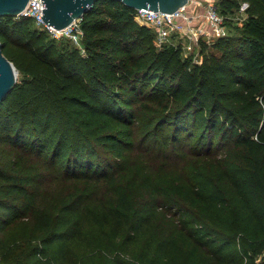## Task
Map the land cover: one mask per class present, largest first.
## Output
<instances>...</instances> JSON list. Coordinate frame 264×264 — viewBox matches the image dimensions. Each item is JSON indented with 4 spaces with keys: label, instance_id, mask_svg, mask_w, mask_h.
Listing matches in <instances>:
<instances>
[{
    "label": "trees",
    "instance_id": "16d2710c",
    "mask_svg": "<svg viewBox=\"0 0 264 264\" xmlns=\"http://www.w3.org/2000/svg\"><path fill=\"white\" fill-rule=\"evenodd\" d=\"M247 1L201 64L117 0L85 13L82 48L0 18L19 72L0 104V264H264V0ZM159 149L195 167L123 180L128 154Z\"/></svg>",
    "mask_w": 264,
    "mask_h": 264
},
{
    "label": "built area",
    "instance_id": "2783aa9c",
    "mask_svg": "<svg viewBox=\"0 0 264 264\" xmlns=\"http://www.w3.org/2000/svg\"><path fill=\"white\" fill-rule=\"evenodd\" d=\"M249 8V2H242L233 19L240 23L245 21ZM17 17H31L35 19L38 28L47 30L53 38L58 40L69 38L82 48L84 37L82 18L74 20L64 29H57L44 20L43 0H29L26 8ZM227 18L219 12L214 1L205 3L201 0H189L186 5L173 13L139 9L134 15L136 23L156 31L161 48L166 45H180L183 55L192 57L195 61L203 43L209 44L230 34ZM197 51L198 54L195 55Z\"/></svg>",
    "mask_w": 264,
    "mask_h": 264
},
{
    "label": "water",
    "instance_id": "95a60500",
    "mask_svg": "<svg viewBox=\"0 0 264 264\" xmlns=\"http://www.w3.org/2000/svg\"><path fill=\"white\" fill-rule=\"evenodd\" d=\"M44 20L47 24L64 29L74 20L81 19L98 0H43ZM135 10L161 11L173 13L189 0H117ZM29 0H0V18L17 17L26 8ZM4 45L0 41V104L15 89L18 70L13 62L4 54Z\"/></svg>",
    "mask_w": 264,
    "mask_h": 264
},
{
    "label": "rangeland",
    "instance_id": "374dc122",
    "mask_svg": "<svg viewBox=\"0 0 264 264\" xmlns=\"http://www.w3.org/2000/svg\"><path fill=\"white\" fill-rule=\"evenodd\" d=\"M201 1L205 3L208 1H214V3L217 5L219 0H201ZM230 21L231 24H229ZM227 25H228L229 33L234 34L236 29L234 27L241 25V23L239 21L234 20L233 17H230V19L227 20ZM213 42L214 41L210 42L209 44H206L205 42L202 44V48L200 49L199 54L198 51L195 53V55L198 54L196 58L197 61L193 60L195 63H202L204 60L212 57L213 55H220V52L211 46ZM205 44L208 45L207 49L204 48V46H206ZM133 151L134 152L130 153V155L128 154V158H130L131 161V159L135 157V160L134 161L132 160L130 162V167L128 170H126L127 174L121 175L123 180H130L134 178V176L138 171L142 175L148 176L152 180L151 181L152 184H157V182L155 181L161 183L172 182L177 178H179L180 176H182L186 170H191L195 167V163L193 160L188 161L187 158L177 159L175 155L169 156L167 153L162 154L160 149L154 152L153 151L150 152L149 150H147V154L143 156H139V158L136 157L138 150H133ZM167 156H169V159H166ZM122 168L123 169L126 168V165L123 166ZM59 193H63V194L68 193V185H60L56 187V189H53V194H59Z\"/></svg>",
    "mask_w": 264,
    "mask_h": 264
}]
</instances>
